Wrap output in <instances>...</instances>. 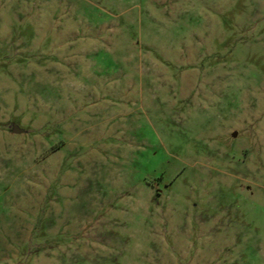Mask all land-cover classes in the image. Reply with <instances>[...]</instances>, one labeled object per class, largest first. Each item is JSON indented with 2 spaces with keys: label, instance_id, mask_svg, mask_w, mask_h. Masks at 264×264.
Here are the masks:
<instances>
[{
  "label": "rangeland",
  "instance_id": "374dc122",
  "mask_svg": "<svg viewBox=\"0 0 264 264\" xmlns=\"http://www.w3.org/2000/svg\"><path fill=\"white\" fill-rule=\"evenodd\" d=\"M0 264H264V0H0Z\"/></svg>",
  "mask_w": 264,
  "mask_h": 264
},
{
  "label": "water",
  "instance_id": "95a60500",
  "mask_svg": "<svg viewBox=\"0 0 264 264\" xmlns=\"http://www.w3.org/2000/svg\"><path fill=\"white\" fill-rule=\"evenodd\" d=\"M16 132H20V130L18 128H16Z\"/></svg>",
  "mask_w": 264,
  "mask_h": 264
}]
</instances>
